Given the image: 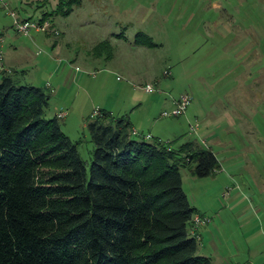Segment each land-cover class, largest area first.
I'll return each instance as SVG.
<instances>
[{"label":"rangeland","instance_id":"obj_1","mask_svg":"<svg viewBox=\"0 0 264 264\" xmlns=\"http://www.w3.org/2000/svg\"><path fill=\"white\" fill-rule=\"evenodd\" d=\"M5 1L0 51L20 57V84L59 85L48 89L47 114L51 105L67 111L61 129L80 141L87 167L95 146L86 120L100 108L173 148H211L220 164L214 173L181 169L190 203L209 219L207 252L214 264H264V0H82L29 35L16 32V18L39 21L58 0ZM138 32L156 45L137 47ZM185 94L184 114L162 115Z\"/></svg>","mask_w":264,"mask_h":264},{"label":"trees","instance_id":"obj_2","mask_svg":"<svg viewBox=\"0 0 264 264\" xmlns=\"http://www.w3.org/2000/svg\"><path fill=\"white\" fill-rule=\"evenodd\" d=\"M81 3L58 0L39 23ZM134 42L156 45L143 32ZM11 72L0 71V264H211L191 234L203 215L181 175L186 166L197 177L214 173L210 148L146 140L127 115L98 109L86 120L95 146L88 168L80 141L47 114L50 91Z\"/></svg>","mask_w":264,"mask_h":264},{"label":"built area","instance_id":"obj_3","mask_svg":"<svg viewBox=\"0 0 264 264\" xmlns=\"http://www.w3.org/2000/svg\"><path fill=\"white\" fill-rule=\"evenodd\" d=\"M0 3L6 8L9 9L8 4L5 0H0ZM11 12V11H10ZM16 32L21 35H29L32 30H42V31H47L49 30V24L47 22L44 23H39L37 20H30V19H19L18 17L16 18L14 24H13ZM3 69V64H2V54H0V71ZM165 75H170V71L166 70L164 72ZM147 92H153L154 87L152 84H146L143 87ZM190 104V98L188 95H181L178 101H176V107L170 112L164 111L162 113L163 116H179L182 115L186 112V109L188 105ZM99 112L96 110L93 115H97ZM67 115L66 111H59L56 113V117L58 119L65 118ZM191 129H195V126H192ZM133 135H139L140 133L133 129L132 130ZM145 138H151L150 134H146ZM209 222V219L204 216L200 215H195L193 217V230L197 229L200 226H204Z\"/></svg>","mask_w":264,"mask_h":264},{"label":"crops","instance_id":"obj_4","mask_svg":"<svg viewBox=\"0 0 264 264\" xmlns=\"http://www.w3.org/2000/svg\"><path fill=\"white\" fill-rule=\"evenodd\" d=\"M21 19H24V18H21ZM54 29H56L57 30V32L55 33V35L54 34H52V35H54V36H58L59 34L61 35L62 33L59 31V29L58 28H56L55 27V25H54V23H53V26H52ZM51 28V27H50ZM51 35V34H50ZM137 47H140V48H145V49H147V50H149V48H148V46H146V45H140V44H135ZM0 54H2L1 53V51H0ZM96 57H99L100 55H95ZM19 59H20V57L19 56H17V57H7L5 54L4 55H2V64H3V69L2 70H6V71H8V70H10V71H12L11 73H12V75H13V77L15 78L16 77V75L18 74V71H17V67H18V65H19ZM76 70H79V68L78 67H76ZM15 72L17 73L15 76H14V74H15ZM170 75H171V71H170ZM54 76V75H53ZM53 76H51V77H53ZM18 81V80H17ZM19 82V81H18ZM46 85V88L47 89H49V90H51V91H54V92H56V89H59V85L56 87V89L55 88H52L53 86L51 85V83L50 82H47V84H45ZM173 105H176V101L174 100L173 101V103H172ZM52 106V114H51V116H54V115H56V113L57 112H59V111H66V110H61V108H59L58 106H55V105H51ZM60 109V110H59ZM101 109V108H100ZM67 112V111H66ZM112 112V111H111ZM67 115H68V113H67ZM66 115V116H67ZM65 116V117H66ZM137 127V126H136ZM136 127L135 126H133L132 125V128L133 129H135L136 130ZM139 132V131H138ZM140 133V132H139ZM144 135V137H145V135L146 134H150L152 137H154L150 132H147L146 134L145 133H143V132H141L140 133V135ZM155 138V137H154ZM146 140H150L151 138H145ZM211 149V148H210ZM212 150V149H211ZM213 151V150H212ZM219 160V159H218ZM194 206V205H193ZM195 207V206H194ZM198 213H199V211H198ZM203 214V213H202ZM206 225H204L203 227H204V229H203V227L202 226H200V227H198L197 229H194V230H191V234L192 235H195L196 237H197V239H198V242H199V245H198V254H200V255H203V256H207V257H209L210 258V260H211V264H214V262H213V259H212V256L210 255V254H208L209 252H207V247L205 246V241H207V242H209V246H211L212 245V240L210 241V238H208V240H206V236L209 234L208 233V231L210 230V228L209 227H205ZM215 262H217V261H215Z\"/></svg>","mask_w":264,"mask_h":264}]
</instances>
